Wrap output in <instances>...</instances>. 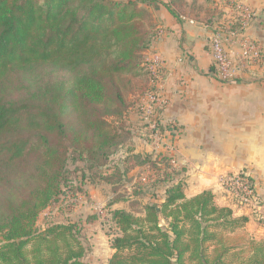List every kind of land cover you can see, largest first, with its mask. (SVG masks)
<instances>
[{"label":"trees","instance_id":"16d2710c","mask_svg":"<svg viewBox=\"0 0 264 264\" xmlns=\"http://www.w3.org/2000/svg\"><path fill=\"white\" fill-rule=\"evenodd\" d=\"M151 3L0 0V264H85L82 221L68 216L86 182L104 183L115 195L105 208L118 230L107 264H264V239L246 231L248 216L217 206L210 191L186 198L174 156L135 153L132 133L121 125L131 106L124 75L143 70L156 37L150 12L139 6ZM161 5L176 19L208 27L226 16L199 0ZM231 9L218 26L241 34L254 17L245 25L241 11ZM255 43L261 56L248 65L261 69L264 81V46ZM211 70L218 76L215 65ZM150 74L148 89L157 94L161 73ZM173 132L157 119L153 130L149 123L139 128L148 143ZM69 162L81 165L77 182ZM124 185L130 193H121ZM57 204H65L67 219L39 228V216ZM96 220L88 215L84 222Z\"/></svg>","mask_w":264,"mask_h":264},{"label":"crops","instance_id":"0c3cea01","mask_svg":"<svg viewBox=\"0 0 264 264\" xmlns=\"http://www.w3.org/2000/svg\"><path fill=\"white\" fill-rule=\"evenodd\" d=\"M231 2L251 10L254 18L243 33L226 43L228 53L240 54V40L244 38L264 46V0ZM161 12L163 26L170 33L157 44L167 68L157 93L164 103L155 118L164 126H174L169 138L176 164L184 171V195L192 198L210 191L217 206L230 208L234 215L248 216L250 221L251 210L248 213L220 179L243 174L252 181L258 199L264 201V81L243 73L231 82L218 79L211 70L214 60L205 48L201 28L196 29L194 43L188 46L190 55L174 54L177 44L174 47L171 30L186 33L187 47L195 27L191 22L179 24L167 12ZM236 42L238 47L233 46Z\"/></svg>","mask_w":264,"mask_h":264},{"label":"rangeland","instance_id":"374dc122","mask_svg":"<svg viewBox=\"0 0 264 264\" xmlns=\"http://www.w3.org/2000/svg\"><path fill=\"white\" fill-rule=\"evenodd\" d=\"M114 1H128V0H114ZM135 1V0H132ZM138 1V0H137ZM150 1V0H147ZM155 3H151L149 5L146 4H140V7H143L144 9H147L152 18V25H153V33L156 34V37L153 39L151 42V45L149 46V49L145 52L142 58V66L143 70L135 77L131 74L124 75L125 79H128L131 81L129 84V92L131 94L127 95V101L131 103V106L128 109V112L124 119L121 121V125L125 127L127 130H130L132 133V140L134 143V152L138 154H144L148 153L151 151H155L157 153H170L172 156L173 154V141L170 140L169 136L167 137H162L161 142H155L153 139L149 140L150 143L145 141L143 138H139L141 134L139 133V128H141L144 124L149 123L150 121L148 120V114L143 112L142 108L144 109L146 106L149 105V96L155 95V92L150 91L151 89H148L149 82L147 81V73L151 72L150 75L153 76L156 72L161 73L159 75V82H158V87L162 85V83L165 80L166 77V68L167 66L165 65V56L163 53H161V50L158 49L157 44L160 42H163L164 37L166 34H169L170 32L167 31L164 26H163V11L164 13L169 12L167 11L164 6L161 5V3H169L170 0H154ZM189 1V0H188ZM200 3H202L203 6L206 8L210 6H217L219 11H226V16L223 17L222 19H218L216 22V25L213 27H208L205 26L201 23H198L196 21H193L189 18H179L176 19L172 17L173 20H175L177 23H189L190 22L194 24V31L192 32L193 36L190 37L189 39V45L187 43V47H185L186 44V33L185 32H178L175 34L174 31L171 30L174 36L173 37V43L174 47L175 44H177V49L175 48L174 51H172L176 55H183V53H187L190 51L188 48L191 47L194 43V40L196 38V29H203L204 33V38L203 41L206 44L205 48H209L211 54L212 50L210 47L211 44V38L213 34L216 32L221 33L223 36H226L227 34L224 32L225 30L220 28L218 26V23H222L231 17V9L233 3L231 0H199ZM158 7V10L156 9ZM231 9V10H230ZM162 13V14H161ZM236 13V12H235ZM208 32V38L207 33ZM237 43V44H236ZM233 43V46L238 47L239 42ZM227 50H229V46H225ZM164 48V46H163ZM241 50V46L239 47ZM170 51V50H169ZM165 52V51H164ZM230 54V52H229ZM230 55L234 59H236L239 54H236V52H232ZM191 62V61H190ZM189 62V63H190ZM191 65V64H189ZM243 75H250L251 73V79H260L261 76V69L256 68H251L249 65L246 67V69L243 70ZM147 81V83H146ZM223 82V81H222ZM131 89V90H130ZM147 89L146 94H141L142 90ZM128 92V93H129ZM153 118V117H152ZM143 129V128H142ZM141 147L144 148V150L141 149ZM81 168L80 164H73L72 162H69L67 165V169L70 173V179L73 180L74 182H77L79 179V169ZM239 175V174H237ZM126 187V188H125ZM130 186L124 185L123 187L119 188L121 193L123 194V191L126 192V194L130 193L128 190ZM122 189V190H121ZM124 189V190H123ZM84 192L85 195L82 196L80 195L77 197V206L74 209L73 213L71 216H68L70 219H81L80 226L82 228V238L84 240V244L87 248V253L84 258V262L86 264H93L96 262V264H101V262L105 264V261L108 256H111L112 251L110 249V244H109V239L111 237H114L117 233L118 230L115 227L114 224L109 223L105 219V208L110 204V201L112 198L115 197V195L112 193L110 186L104 184V183H88L86 182V185L84 186ZM230 194L233 195L231 191L228 190ZM125 194V195H126ZM234 199H236L239 202V199L233 195ZM255 202L261 206L258 203V197L254 198ZM243 206H246L248 208V213H250L251 210V215H250V223L247 224L246 226V231L252 236L256 241H260L264 239V227L261 223L258 222V219H260V215L262 213V209H255L253 211V208L251 205L248 204H242ZM118 206H123L125 207V204H121ZM60 207V208H59ZM62 207V210H60ZM60 210V211H59ZM66 211V206L65 204H57L55 208L53 209L52 212H49V210L44 211L38 218L37 221V226L39 228H44L47 223L50 221L53 222H61L65 221L67 218L65 215H62L61 212ZM88 215H96L97 220L93 222L92 224H86L84 221Z\"/></svg>","mask_w":264,"mask_h":264},{"label":"built area","instance_id":"2783aa9c","mask_svg":"<svg viewBox=\"0 0 264 264\" xmlns=\"http://www.w3.org/2000/svg\"><path fill=\"white\" fill-rule=\"evenodd\" d=\"M234 6L236 10L241 11V14L243 16V23L245 25L248 24L253 17V13L251 12V10L245 7H241L237 4H234ZM239 35L240 34H231L223 36L221 33L216 32L211 38L210 47L212 50L214 65L216 66L218 71L217 77L223 82L234 81L237 74H241L243 70L246 69L249 61L251 62V60H254L261 56L260 49L256 45V43L251 39L244 38L240 40L241 52L239 56L234 59L228 53L225 45L228 41L236 38ZM262 57H264V55H262ZM149 100V105L144 109L142 108V110L149 115L147 118L150 121V129L153 130L155 128L156 122L155 108L159 105H162L164 101H162L158 94L149 96ZM161 139L162 137H160L158 134L153 135V140L155 142H161ZM220 182L225 189L231 191L233 195H235L239 199L240 203L251 205L253 211L258 208L262 209L260 219H264V206H259L255 202L253 191L244 176H242L241 174L234 176H225L220 179Z\"/></svg>","mask_w":264,"mask_h":264}]
</instances>
